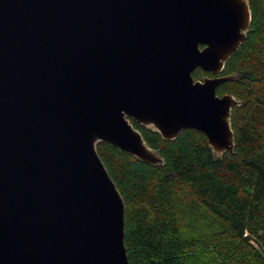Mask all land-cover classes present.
Masks as SVG:
<instances>
[{
  "label": "water",
  "instance_id": "1",
  "mask_svg": "<svg viewBox=\"0 0 264 264\" xmlns=\"http://www.w3.org/2000/svg\"><path fill=\"white\" fill-rule=\"evenodd\" d=\"M251 24L249 0H0V264H129L98 145L164 165L135 122L234 154L217 90Z\"/></svg>",
  "mask_w": 264,
  "mask_h": 264
},
{
  "label": "trees",
  "instance_id": "2",
  "mask_svg": "<svg viewBox=\"0 0 264 264\" xmlns=\"http://www.w3.org/2000/svg\"><path fill=\"white\" fill-rule=\"evenodd\" d=\"M249 3L246 42L222 72L237 80L218 89L242 103L232 111L234 154L215 157L197 130L167 141L135 122L164 165L98 145L125 201L129 264H264V0Z\"/></svg>",
  "mask_w": 264,
  "mask_h": 264
},
{
  "label": "flooded vegetation",
  "instance_id": "3",
  "mask_svg": "<svg viewBox=\"0 0 264 264\" xmlns=\"http://www.w3.org/2000/svg\"><path fill=\"white\" fill-rule=\"evenodd\" d=\"M225 69V68H224ZM224 71V70H223ZM203 77H210V78H213L214 76L212 75V74H210V73H208V75H204ZM219 77H225V75H223V74H220L219 75ZM202 80V79H201ZM197 81V80H196ZM219 89V88H218ZM217 92H218V90H217ZM218 95L220 96V97H222V96H224V95H226V94H224V95H221V94H219V92H218ZM146 129V128H145Z\"/></svg>",
  "mask_w": 264,
  "mask_h": 264
},
{
  "label": "rangeland",
  "instance_id": "4",
  "mask_svg": "<svg viewBox=\"0 0 264 264\" xmlns=\"http://www.w3.org/2000/svg\"><path fill=\"white\" fill-rule=\"evenodd\" d=\"M194 78H195V77H194ZM201 79H203V76H202V77H200V79H197V78H195V80H197V81H198V80H201Z\"/></svg>",
  "mask_w": 264,
  "mask_h": 264
}]
</instances>
